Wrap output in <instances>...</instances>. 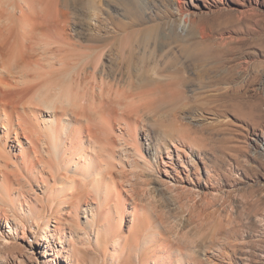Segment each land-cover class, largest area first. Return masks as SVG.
Masks as SVG:
<instances>
[{
  "label": "rangeland",
  "instance_id": "rangeland-1",
  "mask_svg": "<svg viewBox=\"0 0 264 264\" xmlns=\"http://www.w3.org/2000/svg\"><path fill=\"white\" fill-rule=\"evenodd\" d=\"M139 4L138 25L133 28L156 25L157 31L176 34L178 40L165 41L161 51L156 49V64L166 63L182 74L173 79L180 99L167 105V97L157 96L156 111L148 116L153 118L145 122L152 126L153 119H168L175 112L178 121L173 123L180 127L190 122L185 115L199 114L202 120L190 126L201 130L205 149L179 152V159L177 155L166 159L167 166L156 162L155 170L130 156L133 169L126 166L116 173L122 184L130 183L127 204L134 201L142 207L137 232L147 234L137 242L127 243L123 237L133 222L128 205L121 229L102 231L97 239L83 213L81 222L62 214L66 231L61 241L50 237L46 243L34 242L27 226L26 236L19 233L9 245L0 241V264H152L149 254L155 248L173 259L180 253L183 264H264V0H59L75 48L68 47L69 66L60 67L52 58L56 69L43 73L37 82L50 86L52 93L56 87L89 86L84 72L91 70L97 54L88 40L93 11L130 22ZM110 27V34L118 38L122 29ZM34 38L31 41H37ZM32 43L38 47V41ZM47 55L42 57L45 61ZM115 56L112 51L103 59L108 71L114 68ZM79 102L84 105L82 96ZM79 102L57 106L77 111ZM146 141L142 135L144 147ZM19 185L31 190L25 181ZM32 190L41 194L35 184ZM56 212L54 208L46 214L52 225ZM101 221L94 219L92 225Z\"/></svg>",
  "mask_w": 264,
  "mask_h": 264
},
{
  "label": "bare ground",
  "instance_id": "bare-ground-1",
  "mask_svg": "<svg viewBox=\"0 0 264 264\" xmlns=\"http://www.w3.org/2000/svg\"><path fill=\"white\" fill-rule=\"evenodd\" d=\"M58 1L0 0V241L9 245L19 233L26 236L27 226L34 242L46 243L50 237L61 241L66 231L62 214L81 222L80 213L97 239L102 231L121 229L128 205L133 222L130 233L123 237L137 242L147 234L137 232L142 207L134 201L127 204L125 192L131 186L122 184L119 176L124 167H134L128 157L138 158L145 168L155 170L156 162L167 166L166 159L174 155L179 159V152L187 155L205 149L201 130L190 126V122L202 120L199 114L185 115L190 122L180 127L173 123L175 112L168 119H153L152 126L145 122L153 118L148 116L156 111L157 96L167 97V105L180 99L181 90L173 79H181V69L156 64V49L161 51L163 42L168 44L178 36L157 31L156 25L133 28L138 25L135 15L141 4L134 7L130 22L94 10L88 40L97 54L91 70L84 72L90 85H84L82 92L69 85L56 87L52 93L51 87L37 78L56 69L52 58H57L60 67L69 66L66 59L72 54L67 51L75 48L74 36L65 28L69 18ZM110 25L122 29L118 38L110 34ZM33 37L38 44L31 41ZM30 42L38 47L45 42L43 50ZM112 51L116 54L111 57L114 68L108 71L103 59ZM46 53L51 59L45 61L42 57ZM81 96L84 105H80ZM77 102V111L57 106H76ZM161 127L177 132H162ZM21 181L31 190L35 184L41 194L22 189ZM54 208L57 217L52 225L46 214H52ZM94 219L102 220L101 224L94 227ZM4 225L6 230H2ZM31 225L36 228L31 229ZM82 228L86 235L88 231ZM149 255L152 264H172L174 260L183 264L182 256L173 259L160 248Z\"/></svg>",
  "mask_w": 264,
  "mask_h": 264
}]
</instances>
